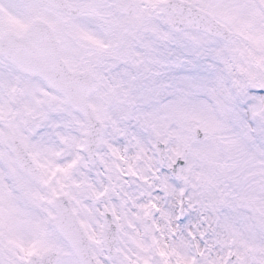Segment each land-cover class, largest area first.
Instances as JSON below:
<instances>
[{"label":"snow or ice","instance_id":"1","mask_svg":"<svg viewBox=\"0 0 264 264\" xmlns=\"http://www.w3.org/2000/svg\"><path fill=\"white\" fill-rule=\"evenodd\" d=\"M0 264H264V0H0Z\"/></svg>","mask_w":264,"mask_h":264}]
</instances>
